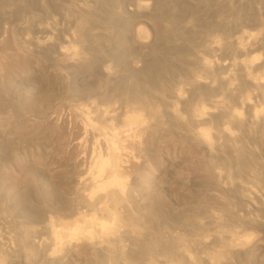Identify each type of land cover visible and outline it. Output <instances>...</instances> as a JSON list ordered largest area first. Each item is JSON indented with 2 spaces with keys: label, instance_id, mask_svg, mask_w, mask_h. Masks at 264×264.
Segmentation results:
<instances>
[{
  "label": "rangeland",
  "instance_id": "rangeland-1",
  "mask_svg": "<svg viewBox=\"0 0 264 264\" xmlns=\"http://www.w3.org/2000/svg\"><path fill=\"white\" fill-rule=\"evenodd\" d=\"M86 1L89 5L93 3L94 10L96 6L93 24L85 23L84 16L83 22L79 21L81 15L77 10ZM91 1L0 0V154L6 155L4 162L0 161V264L105 262L94 254L83 255L79 250L81 241L66 237L67 231L75 225L97 229L89 222L91 215L94 216L92 212L68 215V210L60 208L75 195L78 197L74 194L72 179H83L95 172L89 164V145L93 139L89 140L91 137L84 134L80 111L93 106L111 109L118 103L115 107L122 109H113L119 111L120 116L126 110L122 100L133 88L141 92L153 85L162 86L167 95L166 90L177 89L180 83L177 81L184 77L173 75L175 69L170 66L174 64L169 65L159 55L151 56L150 44L161 32L162 25L153 21V12L149 9L136 12L138 17L135 15L132 4L139 0H132L135 3L131 0ZM249 1L246 7L261 9L259 12L264 18V5L261 2L259 5L258 1L259 7L263 6L259 8L257 3ZM70 3L79 6L76 8ZM57 7L64 9L68 19L61 16L63 10ZM109 16L111 19L107 18ZM56 21L58 25L52 26ZM248 23L243 29L254 32ZM59 26L68 31L63 32ZM75 26L81 29L80 34ZM85 29L90 36L86 37ZM73 50L78 56H68ZM64 51L66 53H62ZM113 52L119 56H112ZM257 52L261 51H254L252 55ZM115 57L119 58L118 65ZM106 59L117 66L112 67L115 77L110 81L103 77V66L110 64ZM261 99L250 110V114L257 116L256 125L239 140L246 163L239 170L224 166L223 161L212 157L205 143L191 141L171 120L162 121L158 133L153 135L147 113L138 110L136 129L143 133L142 143L146 142L152 150L145 155L136 140L124 143L127 152L123 155L122 172L140 179L131 208L142 221L140 236L124 237L122 241L128 256L135 255V251L144 254L155 251V254L163 244L174 243L177 236L190 253L199 257L214 256L222 249V240L214 236L224 234L225 238L232 233L250 239L252 247L246 255L237 252L223 255L216 264H264V97ZM157 103L158 100L156 105H160V101ZM203 104L206 106V101ZM118 119L113 121L117 124ZM94 122L105 126L101 121ZM205 122L198 128L212 133L213 124ZM230 182L232 187H229ZM245 188L254 190L255 195L250 199L242 198ZM23 213L38 216L34 228L35 240L41 242L40 249L30 248L23 241L28 228ZM242 214L256 221L242 223L238 219ZM212 216L218 218L216 223L209 222ZM94 217L108 223L112 220L108 215ZM197 219L205 222L200 228ZM55 229L62 235V245L53 252L58 246L52 234ZM202 236H209L208 243L201 248L194 246L193 240Z\"/></svg>",
  "mask_w": 264,
  "mask_h": 264
},
{
  "label": "bare ground",
  "instance_id": "bare-ground-1",
  "mask_svg": "<svg viewBox=\"0 0 264 264\" xmlns=\"http://www.w3.org/2000/svg\"><path fill=\"white\" fill-rule=\"evenodd\" d=\"M225 1L147 0V2H144V0H139L135 4L136 6L130 3L135 7H133L135 15L136 12L139 13L144 10L146 12L149 9L153 12V21L157 25H162L161 32L150 44L151 56H154V54L159 55L163 58V61L167 60L169 65L174 64V66H170V69H175L173 75L184 77H181L182 81L176 80L180 82L177 83L179 84L177 89L170 91L171 88L168 87L170 88L169 91L166 90L169 92L168 96L164 95L165 90L161 86L162 84L161 87L153 85L149 87L150 89L141 92L140 89L133 88V92L122 100L126 104V106L123 104L126 110H122L124 113L120 111L122 112L120 116H118L117 112L119 111H116V109L121 110L122 108L115 107L118 104L117 102L114 106L112 105L111 109H102L98 106L81 109L80 115L84 134L91 137L89 140L93 139L92 146L89 145L91 148V151L89 150L91 152L89 164L95 168V172L88 173L86 178L83 179L76 178L74 181L72 179V188L74 194H77L78 197H75V195L73 199L66 201L60 208L68 210V215L85 214L87 211L92 212L94 216L103 217L108 215L112 218L111 222L108 223L91 215L89 222L94 224L97 229L93 226L82 228L75 225L67 231L66 237L68 239L81 241L79 250L83 255L94 254L96 258L105 261L103 264H216L219 257L223 255L229 256V254L235 252L246 255L252 247L250 239L247 237L240 238L238 235L236 237L231 233L224 238V234H217L214 238L219 241L222 240L220 241L222 249L216 252L214 256L204 255L199 257L190 253L184 244H180L181 238L177 236L174 237L176 239L174 243L163 244L155 254L153 253L155 251H148L146 254L142 251H135V255L128 256L122 242L124 237H139L141 234L139 228L142 224L140 217L136 216L131 208L133 194L140 186V179L137 175L127 176L122 172L123 155L127 152L124 143L127 140H136L139 143L140 151L145 155L152 150L150 146L146 145V142L142 143L143 133L136 129L135 121L138 110L147 113V117L150 119L147 120L150 121L153 135L158 133L162 121L168 119L173 122L174 126L185 131L186 137L190 138L191 141L205 143L212 157L217 158L221 163L224 162V166L236 167L235 169L239 170L246 164L243 160V149L242 145H239V140L245 132L250 131L256 125L257 116L250 114V110H253L258 102L262 100L261 98L264 97V18L260 14L261 9H256L254 5L251 6L256 10L250 9V6L246 7L248 0ZM250 1L257 3L258 7L261 3L264 5V0ZM258 1L261 2L259 5ZM82 3L84 4L80 6L72 3L75 7L79 6L77 10L81 15L79 21H82V16H84L85 19L87 18L84 21L85 23L90 22L93 24L92 22H95L96 6H94V10L92 8L93 3L91 5L87 1L86 4L85 2ZM59 8L57 7V9ZM130 8L132 11V7ZM59 10H63V15L66 13H64L63 8ZM67 10L69 11V8ZM144 12L143 14H145ZM60 15L57 17L59 18ZM63 15L61 16L66 18L67 14ZM136 16L138 17V14ZM78 17L80 16L76 15V18ZM107 18L111 19V16ZM70 20L72 21V19ZM131 20L133 21V18ZM247 22H250L248 24H251L250 28H254V32L243 29ZM53 25L57 26V21ZM78 27L76 28L79 29L80 34L81 29ZM62 28L63 32L68 31H65L64 27ZM255 28L258 30L257 32ZM103 31L105 32L106 29L103 28ZM87 32L86 37L89 35ZM83 35L85 36V33ZM61 36L63 37V35ZM64 40L66 41V39ZM68 42L66 43L69 44ZM257 50L261 51L260 54L257 52V54L252 55ZM62 53H66V51ZM68 56L74 57L78 54L73 50ZM112 56H116L114 52ZM112 56L110 55V57ZM63 57L66 58V56ZM103 57L106 58L107 55ZM116 57L115 60L111 59L117 61L118 65L119 58L116 59ZM108 63H110L109 65L106 64L108 67L105 64L106 67L103 66L102 62L101 65L104 67L103 77L110 81L115 77L112 67L117 66H112L109 61ZM90 64L94 65L93 63ZM125 64L123 66L119 65V67L124 68ZM175 86L173 85V87ZM161 88L164 92H161ZM139 93L143 95L141 96ZM157 100L158 103L160 101V105L158 103L156 105ZM203 101H206V106ZM91 102V105H93V101ZM161 106L163 107L162 110ZM114 107L116 109H113ZM117 119L119 126H117L118 123L116 124L113 121ZM95 120L101 121L100 123H104L105 126H98L94 122ZM112 121L114 124H112ZM204 121L213 124L212 133H208L206 129L198 128V125ZM115 124L116 126H114ZM4 155L0 154V161L4 162ZM232 186L233 184L230 182L229 187ZM80 190L83 191L80 192ZM251 195H255L254 190L249 188H245L241 192V197L244 199L252 198ZM262 197L264 198V196ZM74 201L77 203H73ZM23 216L24 223L28 226L23 234V241L27 242L30 248L40 249L41 242L35 240L37 237L34 228L38 216L27 213H23ZM83 216V218H86L88 215ZM238 219L242 223L253 224L256 221L246 214L240 215ZM217 220V217L212 216L209 218L210 223H216ZM196 222L199 228L205 224V222L198 219ZM52 234L58 244L53 250L55 252L61 249L62 235L57 229ZM209 239V236L196 237L193 240V245L198 248L204 247Z\"/></svg>",
  "mask_w": 264,
  "mask_h": 264
}]
</instances>
